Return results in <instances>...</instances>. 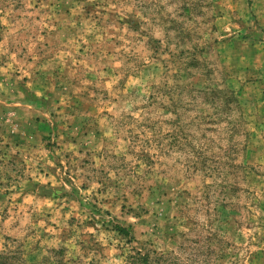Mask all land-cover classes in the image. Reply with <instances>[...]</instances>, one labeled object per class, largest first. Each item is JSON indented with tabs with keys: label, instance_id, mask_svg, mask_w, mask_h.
I'll return each mask as SVG.
<instances>
[{
	"label": "rangeland",
	"instance_id": "obj_1",
	"mask_svg": "<svg viewBox=\"0 0 264 264\" xmlns=\"http://www.w3.org/2000/svg\"><path fill=\"white\" fill-rule=\"evenodd\" d=\"M264 264V0H0V264Z\"/></svg>",
	"mask_w": 264,
	"mask_h": 264
},
{
	"label": "trees",
	"instance_id": "obj_2",
	"mask_svg": "<svg viewBox=\"0 0 264 264\" xmlns=\"http://www.w3.org/2000/svg\"><path fill=\"white\" fill-rule=\"evenodd\" d=\"M12 264H15V263H12ZM17 264V263H16Z\"/></svg>",
	"mask_w": 264,
	"mask_h": 264
}]
</instances>
